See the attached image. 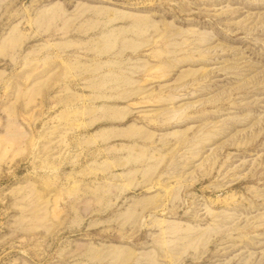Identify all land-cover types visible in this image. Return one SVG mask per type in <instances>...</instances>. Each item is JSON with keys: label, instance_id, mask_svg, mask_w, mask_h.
I'll use <instances>...</instances> for the list:
<instances>
[{"label": "rangeland", "instance_id": "rangeland-1", "mask_svg": "<svg viewBox=\"0 0 264 264\" xmlns=\"http://www.w3.org/2000/svg\"><path fill=\"white\" fill-rule=\"evenodd\" d=\"M0 264H264V0H0Z\"/></svg>", "mask_w": 264, "mask_h": 264}]
</instances>
